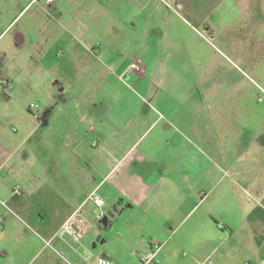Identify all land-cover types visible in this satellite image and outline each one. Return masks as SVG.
Wrapping results in <instances>:
<instances>
[{
    "label": "crops",
    "instance_id": "obj_1",
    "mask_svg": "<svg viewBox=\"0 0 264 264\" xmlns=\"http://www.w3.org/2000/svg\"><path fill=\"white\" fill-rule=\"evenodd\" d=\"M129 2L0 0V80L10 83L0 92V264L50 262L47 246L115 217L148 232L164 218L170 230L201 235L199 244L216 254L227 244L201 264H264V105L251 103L242 114L238 102L220 105L218 136L193 144L197 152L173 120L158 125L152 111L136 110L107 129L98 93L109 75H123L134 61L141 75L173 70L146 58L153 53H128L125 11L147 4ZM168 80L157 85L156 99L168 106L176 97L190 100ZM221 85L205 90L218 99ZM39 94L44 102L31 108ZM205 114L195 116L206 122ZM95 196L106 210L90 224L84 208L97 204ZM99 256L115 260L110 249Z\"/></svg>",
    "mask_w": 264,
    "mask_h": 264
},
{
    "label": "rangeland",
    "instance_id": "obj_2",
    "mask_svg": "<svg viewBox=\"0 0 264 264\" xmlns=\"http://www.w3.org/2000/svg\"><path fill=\"white\" fill-rule=\"evenodd\" d=\"M142 1L147 4L129 7L126 13L123 11L128 24L125 34L131 39L128 53H153V58H146L158 66L166 62L173 70L149 68L141 75L142 72L135 68L139 63L134 61L123 75H109L104 84L107 90L98 93L106 98L107 129L112 131L119 118L140 114L136 110L144 114L152 111L153 118L160 121L158 125L173 120L174 126L195 142L189 147L197 152L193 144L197 145L202 138L208 140L218 136L214 114L218 113L220 105L229 108L231 102L233 106L238 102V114L244 113L251 103L264 105V0ZM129 3H133L132 0ZM167 78L183 85L180 91L190 92V100L182 102L178 99L182 97H176L172 106H168L156 99L159 83L166 84ZM211 83L222 84L218 99L213 91L205 90ZM257 99L262 103L256 102ZM29 102L40 107L44 100L39 94ZM199 110L206 113V122L195 116ZM183 116L186 118L182 119ZM49 139L53 140L52 136ZM33 141L30 145L35 146ZM104 210L106 206L90 201L84 214L89 216L87 220L91 224ZM109 219L108 227L94 224L84 236L77 234L79 240L62 243L63 236L60 237L61 244L56 240L52 247L47 246L46 256L52 261L44 262L40 258L32 264H85V260L96 264L103 248L112 250L120 264H142L140 254L150 251L149 242L160 245L154 261L149 264H201L218 259L227 245H221L216 254L213 247L199 244L201 235L187 234L183 232L184 227L170 230L164 218L153 219L150 232L139 229L137 221L134 227L126 224L124 217ZM170 222L172 226L177 225L176 219Z\"/></svg>",
    "mask_w": 264,
    "mask_h": 264
},
{
    "label": "built area",
    "instance_id": "obj_3",
    "mask_svg": "<svg viewBox=\"0 0 264 264\" xmlns=\"http://www.w3.org/2000/svg\"><path fill=\"white\" fill-rule=\"evenodd\" d=\"M138 71H142V65L141 64H137L135 67ZM0 86L4 87L5 89H8L10 87V83L7 80H0ZM38 104L32 103L31 104V108H37ZM13 192L15 194H21L22 193V187L21 185H16L13 189ZM95 201L97 202L98 205H103L104 204V199L99 197V196H95ZM65 229H67V232H70V230L68 229V227H66ZM75 238L78 240L79 237L75 236ZM160 248V245L155 244L153 246V248L150 249V251H148L147 253H141L140 254V259L142 261V264H148L152 261H154L155 257H156V253L158 251V249ZM96 264H119L117 261L107 258V257H103V256H99L96 258Z\"/></svg>",
    "mask_w": 264,
    "mask_h": 264
}]
</instances>
